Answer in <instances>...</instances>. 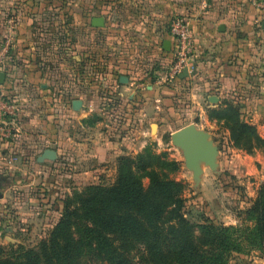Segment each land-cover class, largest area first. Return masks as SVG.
<instances>
[{
  "label": "rangeland",
  "instance_id": "rangeland-1",
  "mask_svg": "<svg viewBox=\"0 0 264 264\" xmlns=\"http://www.w3.org/2000/svg\"><path fill=\"white\" fill-rule=\"evenodd\" d=\"M35 4L33 0H0V13L8 11L9 14L5 25L7 41L0 42V66L6 56L10 61L14 58L15 63L16 57L27 58V61L32 57L31 62L35 63V68L44 73L51 84L57 85V89L70 88L73 94L85 95L81 98L87 101L84 110L88 115L84 117L86 119L78 120L76 113L81 110L82 102L73 100L72 103L79 101L80 106L74 110L71 104L73 112H76L73 113L76 115L74 119H77L72 120V126L80 121L90 127L98 125L96 130H99V141L115 144L120 154L112 168L108 166L105 169L106 165H103L99 167L98 173L91 177L89 175V181L77 185L75 180L78 181V178L74 180L65 176L69 173L64 170L66 167L57 169L49 165L39 168L29 162L27 170H24L21 168L24 160L20 153V159L11 164L7 149L3 146L4 141L10 137L6 138L7 135L4 137L2 134L0 263L26 262L27 251L34 250L41 240L46 239L58 222L64 203L84 193L87 186L111 187L115 183L120 158L134 161L133 171L144 190L149 187L147 174L151 170L177 183L184 199L182 212L189 223L198 225L208 221L232 227L235 231H241V235L242 232L249 233L255 222L246 212L264 184V137L259 135L257 124L247 118L237 104L225 100L214 107L215 102L204 101L199 108L189 97L184 88L186 85L182 87L178 82L179 78L171 80H177L175 82L178 83L174 85L170 80L167 81L173 65L172 54L169 51L164 54L158 47L163 37H166L165 32L170 37L169 25L172 19L185 16L176 15L161 20L153 0H44L40 6ZM253 5L264 10V0H255ZM39 10L41 12L29 22L26 54L20 55L17 49L11 48L13 39L18 35L21 22ZM112 13L117 16L116 22L122 29L120 34L112 29L115 23L108 16ZM93 18H104L107 26L104 31L99 33V28L91 26ZM161 30L165 31L161 33ZM152 38H156L159 44L150 50L148 44ZM259 40L264 42L262 38ZM119 41L126 44L128 53L129 49H133V53L138 54L136 62L122 65V61H135L134 55L130 59L125 55L117 59L118 46L115 42ZM260 62L261 65L255 67L256 71L261 69L260 73L254 76L253 82L256 94L262 84L264 87V57ZM117 63L118 71L126 65L124 67L131 73L132 88L135 90L131 97H128L129 90L122 91L118 87L116 91L112 88L115 85L111 83H90L85 79L86 75L102 74L106 77L116 70ZM149 83L156 84L148 90L145 86ZM167 83L173 87L172 92L164 88ZM261 92L264 98V89ZM0 94L3 93L0 91ZM159 96H163L162 100H158ZM5 97L7 95H2V99ZM9 103L12 109H8L9 113L0 120L2 127L14 123L16 119L12 99ZM225 109L227 113H223ZM142 110L146 112V117L141 116ZM262 114L264 116V112ZM259 123L264 125L263 121ZM189 124L208 132L219 152L218 172L215 174L205 169L197 190L192 188L191 174L184 168L180 152L170 143V134ZM241 124L249 127L248 132L239 131ZM151 125L155 126L154 130H151ZM89 133L92 134V131ZM146 147L150 154L159 157L158 166L149 164L142 168L141 163L137 165L138 156ZM165 162H173L175 166H167ZM41 171L52 173L51 176L57 174L58 178L44 177ZM241 241L242 251L232 253L227 264H264V254L250 243L251 237ZM77 263L103 264L87 254H82Z\"/></svg>",
  "mask_w": 264,
  "mask_h": 264
},
{
  "label": "crops",
  "instance_id": "crops-1",
  "mask_svg": "<svg viewBox=\"0 0 264 264\" xmlns=\"http://www.w3.org/2000/svg\"><path fill=\"white\" fill-rule=\"evenodd\" d=\"M33 1H35V5L40 6L44 0ZM153 1L158 7V16L161 20L183 15L190 21L194 47V70L186 78H179L178 82L182 87L186 85L184 88L188 91L192 102L197 104L196 107L200 108L204 101L209 100L215 102L214 107H218L225 100L231 101L240 106L247 115L246 117L257 124V128L260 129L259 135L264 137V125L259 123V121L264 122V116H262L264 98L263 92H261L264 87L262 84L257 94L253 87L255 85L253 83L254 76L261 70L256 71L255 67L261 65L260 61L264 57V42L259 40L260 38L264 39V30L261 28L264 22V10L254 7L255 0ZM3 12L0 13V42L7 41L5 25L9 14L8 11H5L6 15ZM40 12L41 10L31 13L33 15L23 20L19 25L20 32L18 31V35L16 38L14 37L11 48L17 49L20 55L24 56L28 48L26 35L30 33L29 22L36 18L33 16ZM108 16L112 17V21H110L115 23L112 29L120 34L122 29L119 27L118 21L116 22L117 16L113 13ZM102 19L104 25L99 28V33L107 27L104 18ZM164 31L161 30V33ZM164 34L166 37H163L160 44L156 43V38H152L149 41L148 49L151 50L159 44L160 52L168 53L163 50V43L168 41L170 44L171 39L168 33ZM115 43L118 46L117 59L122 55L128 59L133 58L132 55L135 57V61L133 59L129 60L130 62L122 61V65L136 62V58L139 56L137 53H133V49H129L128 53V48H125L126 44H123L122 41ZM119 52L121 53L119 54ZM6 57L3 60V65L0 66V72L4 74L0 91L3 95H7L9 100L12 99L16 109V119L14 123H10L12 125L7 123L2 127L0 124V136L3 134L4 137L7 135L6 138L10 137L3 143L10 156L9 162L12 164V162L18 161L20 153L24 160L21 168L24 170H27L29 162H32L33 165L36 164L39 168L49 165L50 167L55 166L57 169L66 167L64 170L69 173H66L65 176L73 179L78 178V181L74 179L77 185L89 181V175L91 177L92 174L98 173L99 167L103 165H106L105 169L108 166L112 168L120 154L119 147L108 141H99V130H96L98 125L90 127L87 123L80 121L77 125L72 126L74 123L72 120H75L76 116L73 114L76 112H73L71 105L73 100L78 99L82 102L81 110L76 113L78 120L86 119L84 117L88 115L84 110L87 101L81 98L85 95L82 93L73 94L70 88L57 89V85L51 84L48 77L35 68V63L31 62V56H27L31 57L28 61L27 58L16 57V63L14 58L13 61H10ZM118 63L115 66L116 70L111 72L114 77L110 73L101 82L111 81V85H115L112 88L116 91L118 87L122 91L129 90L128 97H131L135 91L132 88L131 80L133 78L130 76L129 69L124 67L126 65L121 68V71H118ZM175 81L170 82L174 85V83H178ZM157 82L161 83L160 80ZM154 84L156 83H149L145 88L150 90ZM166 85L170 87L168 83ZM167 87L164 88L172 92L173 87ZM120 93L121 91L119 95H121ZM74 96L76 97L73 98ZM162 97L157 98L162 100ZM145 113L142 110L141 116L146 117ZM89 131H92V134ZM84 133L87 134L82 135ZM46 151L54 152L53 162L43 157ZM19 170L21 169L19 168ZM41 174L44 177L48 176L47 178H58L57 174L51 176L52 173L49 172H46V175L41 171Z\"/></svg>",
  "mask_w": 264,
  "mask_h": 264
},
{
  "label": "trees",
  "instance_id": "trees-1",
  "mask_svg": "<svg viewBox=\"0 0 264 264\" xmlns=\"http://www.w3.org/2000/svg\"><path fill=\"white\" fill-rule=\"evenodd\" d=\"M85 79L101 82L104 75H86ZM248 130L245 124L239 125L241 133ZM158 158L146 147L137 165L158 166ZM134 165L129 158H120L111 187L87 186L84 193L64 203L48 237L28 250V260L21 264H78L82 254L103 264H227L232 253L242 251L241 240L247 241L248 236L264 254V184L246 212L254 228L241 235L232 227L208 221L189 223L182 212L179 185L151 170L149 187L144 190ZM165 165L175 166L173 162Z\"/></svg>",
  "mask_w": 264,
  "mask_h": 264
},
{
  "label": "water",
  "instance_id": "water-1",
  "mask_svg": "<svg viewBox=\"0 0 264 264\" xmlns=\"http://www.w3.org/2000/svg\"><path fill=\"white\" fill-rule=\"evenodd\" d=\"M90 24L94 28H101L104 25L102 18H93ZM261 28L264 30V22ZM168 46L169 42L165 41L163 43V50L169 51ZM187 76V70L184 69L180 78L184 79ZM3 81L4 74L0 72V86L3 84ZM209 102L213 103V100H209ZM72 105L73 109L77 110L80 102L75 101ZM154 128L155 126L151 125V130H154ZM170 143L180 152L184 168L191 173V183L194 190H197L201 183L205 169L215 174L218 172V147L212 141L210 134L205 130L197 128L194 124L186 125L170 134ZM54 155V152L46 151L43 157L50 160L55 158ZM1 185L2 180L0 179V187Z\"/></svg>",
  "mask_w": 264,
  "mask_h": 264
},
{
  "label": "built area",
  "instance_id": "built-area-1",
  "mask_svg": "<svg viewBox=\"0 0 264 264\" xmlns=\"http://www.w3.org/2000/svg\"><path fill=\"white\" fill-rule=\"evenodd\" d=\"M169 35L171 42L169 44V54H172V67L168 80H173L175 77L180 78L183 70L186 69L188 75L193 72L194 62V47L193 37L190 30V21L186 17H175L169 25ZM0 94V120H2L7 113V110L12 109L9 99L5 97L2 99Z\"/></svg>",
  "mask_w": 264,
  "mask_h": 264
},
{
  "label": "bare ground",
  "instance_id": "bare-ground-1",
  "mask_svg": "<svg viewBox=\"0 0 264 264\" xmlns=\"http://www.w3.org/2000/svg\"><path fill=\"white\" fill-rule=\"evenodd\" d=\"M190 173V172H189ZM191 174V173H190Z\"/></svg>",
  "mask_w": 264,
  "mask_h": 264
}]
</instances>
